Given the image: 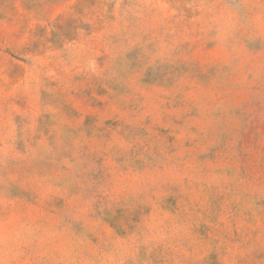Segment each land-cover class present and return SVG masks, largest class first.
Instances as JSON below:
<instances>
[{
    "label": "rangeland",
    "instance_id": "rangeland-1",
    "mask_svg": "<svg viewBox=\"0 0 264 264\" xmlns=\"http://www.w3.org/2000/svg\"><path fill=\"white\" fill-rule=\"evenodd\" d=\"M0 264H264V0H0Z\"/></svg>",
    "mask_w": 264,
    "mask_h": 264
}]
</instances>
